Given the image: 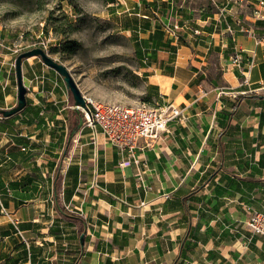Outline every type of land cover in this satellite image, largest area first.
I'll list each match as a JSON object with an SVG mask.
<instances>
[{
	"label": "crops",
	"instance_id": "0c3cea01",
	"mask_svg": "<svg viewBox=\"0 0 264 264\" xmlns=\"http://www.w3.org/2000/svg\"><path fill=\"white\" fill-rule=\"evenodd\" d=\"M109 1L114 24L151 55L140 71L157 101L183 119L143 151L146 190L137 168H117L102 135L93 147L88 129L63 156L75 115L67 90L40 59L24 60L22 75L26 63L35 87H26L23 110L0 115V264H264V238L246 226V208L264 212V20L254 15L256 0ZM208 3L216 13L204 17ZM236 51L254 59V93L242 94L248 86L229 61ZM4 56L7 110L16 83Z\"/></svg>",
	"mask_w": 264,
	"mask_h": 264
},
{
	"label": "rangeland",
	"instance_id": "374dc122",
	"mask_svg": "<svg viewBox=\"0 0 264 264\" xmlns=\"http://www.w3.org/2000/svg\"><path fill=\"white\" fill-rule=\"evenodd\" d=\"M109 2L0 0V54L7 55L5 60L11 64L17 56L11 53L15 47L47 41L48 56L67 68L82 96L107 104L152 107L155 101L147 98V79L140 71L145 64L138 43L114 24L108 15ZM35 60L32 57L30 61ZM23 70L26 87L31 90L36 79L26 63ZM45 70L58 76L65 87L59 75ZM67 94L69 105H73ZM75 121L76 115H70L71 129Z\"/></svg>",
	"mask_w": 264,
	"mask_h": 264
},
{
	"label": "built area",
	"instance_id": "2783aa9c",
	"mask_svg": "<svg viewBox=\"0 0 264 264\" xmlns=\"http://www.w3.org/2000/svg\"><path fill=\"white\" fill-rule=\"evenodd\" d=\"M234 4H245L247 0H230ZM254 5V15L260 20H264V0H256ZM238 30L243 32L246 30L244 24L237 21ZM177 26L166 27L168 33L176 36ZM229 29V28H228ZM193 34H198V30H193ZM264 41V35L259 38ZM32 48H41L47 53L48 42L38 40L27 43L23 48L15 47L11 50L12 55H18L21 52ZM230 64L235 67L242 76V84L248 88L242 94H251L255 90L249 88V76L251 69L254 67V59H245L242 52L236 51L229 57ZM14 69V59L11 63ZM221 89L220 93L223 92ZM228 94L231 98L236 99L238 92L230 91ZM88 112L83 113V124L81 129H88L93 147H98V135H102L104 141L115 148L118 161L117 168L124 170L128 167L137 168V178L143 184V174L147 168L146 161L141 157L143 151L152 148L159 138L162 131L165 130L167 124L173 120H182V110L173 106V104H159L154 106H125L122 104H107L98 102L92 98L83 96ZM144 189L148 186L144 183ZM248 219L246 221L247 228L256 235L264 238V212H257L246 208ZM13 228L19 237L22 232L18 228V222L12 220Z\"/></svg>",
	"mask_w": 264,
	"mask_h": 264
},
{
	"label": "water",
	"instance_id": "95a60500",
	"mask_svg": "<svg viewBox=\"0 0 264 264\" xmlns=\"http://www.w3.org/2000/svg\"><path fill=\"white\" fill-rule=\"evenodd\" d=\"M30 57H39L41 62L46 67L56 72L61 77L67 92L72 97V100H73L72 109L76 115V121L74 123V127L70 130L69 135L67 137V141H66L64 151H63V156H64L65 153L67 152L71 139L81 129L82 124H83V118H82L83 113L88 112V108L85 104L81 91L79 90L76 82L74 81L73 77L71 76L67 68L61 63L50 58L48 54L41 48H32L30 50L19 53L15 57L14 76H15V83H16V105L7 110L0 109V115L5 118L10 117L25 108L27 88L23 83L22 62ZM54 194L56 197L57 196L56 191L54 192ZM84 235L85 233H81L79 236V244L81 248H83V245H84Z\"/></svg>",
	"mask_w": 264,
	"mask_h": 264
},
{
	"label": "trees",
	"instance_id": "16d2710c",
	"mask_svg": "<svg viewBox=\"0 0 264 264\" xmlns=\"http://www.w3.org/2000/svg\"><path fill=\"white\" fill-rule=\"evenodd\" d=\"M214 13H216V9L213 6H210L209 3H208V5L206 6V14L204 15V17H211ZM138 53H140L142 55V59L144 60V62L148 63L147 59L150 58L151 55L146 54V51L141 52V50H139ZM146 87H147V91H146L147 98L148 99H153L155 101L154 105H155L156 102L159 103L157 101V97H156V95H155V93L153 91V87H151L148 84H146ZM241 98H243V96H237L236 102H238ZM70 126H71V124H70ZM55 186H56V183H55ZM194 193H196V191H194L191 194L185 196L184 200H188V198ZM60 212H61L62 215H66L67 214V212L63 208L60 209ZM15 233H16V231H15Z\"/></svg>",
	"mask_w": 264,
	"mask_h": 264
}]
</instances>
